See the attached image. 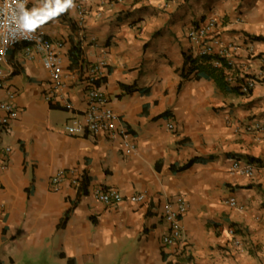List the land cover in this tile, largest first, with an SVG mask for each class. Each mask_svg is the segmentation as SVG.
I'll list each match as a JSON object with an SVG mask.
<instances>
[{
	"label": "crops",
	"instance_id": "0c3cea01",
	"mask_svg": "<svg viewBox=\"0 0 264 264\" xmlns=\"http://www.w3.org/2000/svg\"><path fill=\"white\" fill-rule=\"evenodd\" d=\"M78 1L28 0L29 24L61 55L57 92L41 52L18 44L0 61V103L18 111L3 133L12 152L0 168V264H264V0H86L82 12ZM211 16L239 46L226 79L240 93L197 70L183 76L184 54L198 55L187 31ZM101 59L97 86L135 142L130 154L120 136L65 130ZM248 76L257 82L244 93ZM234 161L253 174L233 173ZM98 187L124 198L105 204ZM167 203L185 206L173 243Z\"/></svg>",
	"mask_w": 264,
	"mask_h": 264
},
{
	"label": "built area",
	"instance_id": "2783aa9c",
	"mask_svg": "<svg viewBox=\"0 0 264 264\" xmlns=\"http://www.w3.org/2000/svg\"><path fill=\"white\" fill-rule=\"evenodd\" d=\"M84 1L79 0L77 5L80 12L83 11ZM28 0H0V61H4L12 48L18 44H25L26 50L31 52L39 51L43 55L44 66L48 69L51 77V92L55 93L63 85V67L61 65V55L57 45L51 42L41 31L34 30L28 21ZM217 18L211 16L205 18L191 27L187 31L188 37L195 43L198 55L209 54L224 57L233 66L235 52L239 46L233 42H226L215 34ZM218 65L219 62H214ZM108 62L105 59L97 61L90 68L91 85L87 91V105L83 110L82 117L75 116L65 125V130L70 135H82L87 133L94 135H106L107 137L120 136L123 150L126 154L132 153L136 149L135 142L131 139L130 132L122 122L112 105V99L108 93L97 86L98 78L103 76ZM1 76V71H0ZM97 77V78H96ZM264 79V73L260 76ZM256 78L248 76L241 85L242 92L247 93L256 84ZM3 81L0 80V87ZM50 95H47V98ZM18 116V111L10 101L0 103V168H8L9 157L12 148L3 140V133L11 127L12 122ZM260 126V123H256ZM232 172L245 175H252L254 168L251 164H242L234 161ZM63 176V172L52 177V183L58 184ZM78 183V179H76ZM93 195L100 201L108 205H116L123 200V195L116 188L98 187L93 190ZM144 194H136L130 197L132 201L141 200ZM235 204L234 198L229 201ZM184 204L179 203L178 208L167 203L164 207V216L171 225V231L164 236V241L175 242L181 235L182 223L179 216L184 211Z\"/></svg>",
	"mask_w": 264,
	"mask_h": 264
},
{
	"label": "trees",
	"instance_id": "16d2710c",
	"mask_svg": "<svg viewBox=\"0 0 264 264\" xmlns=\"http://www.w3.org/2000/svg\"><path fill=\"white\" fill-rule=\"evenodd\" d=\"M70 58L72 62V66L79 64L81 60V50L78 45H73L70 49ZM185 57V67L183 71V76L187 77L189 73L193 72L194 70H197V77H200V75L205 74L209 77H211L215 83L226 90H233L235 92L240 93L239 87L229 88L228 81L226 79L227 74L226 70L228 68H231V65L228 63V61L219 55H209V54H201L197 56H191L184 54ZM218 61L219 64L215 65L214 62ZM82 68V66H81ZM99 84V82H97ZM122 87L126 91H130L132 86L122 85ZM251 91V90H250ZM88 184L87 177H83L81 182L80 189H86Z\"/></svg>",
	"mask_w": 264,
	"mask_h": 264
},
{
	"label": "rangeland",
	"instance_id": "374dc122",
	"mask_svg": "<svg viewBox=\"0 0 264 264\" xmlns=\"http://www.w3.org/2000/svg\"><path fill=\"white\" fill-rule=\"evenodd\" d=\"M72 121V119H70Z\"/></svg>",
	"mask_w": 264,
	"mask_h": 264
}]
</instances>
